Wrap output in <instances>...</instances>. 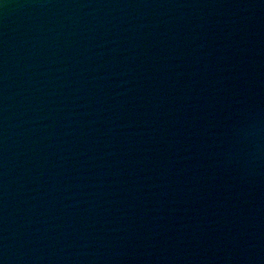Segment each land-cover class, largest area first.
Returning <instances> with one entry per match:
<instances>
[{"label": "water", "instance_id": "1", "mask_svg": "<svg viewBox=\"0 0 264 264\" xmlns=\"http://www.w3.org/2000/svg\"><path fill=\"white\" fill-rule=\"evenodd\" d=\"M0 264H264V0H0Z\"/></svg>", "mask_w": 264, "mask_h": 264}]
</instances>
